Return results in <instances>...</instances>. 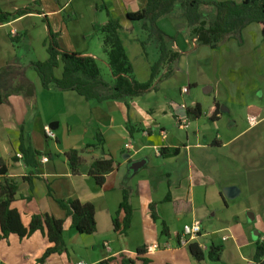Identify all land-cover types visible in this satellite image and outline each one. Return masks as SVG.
<instances>
[{"label": "crops", "instance_id": "1", "mask_svg": "<svg viewBox=\"0 0 264 264\" xmlns=\"http://www.w3.org/2000/svg\"><path fill=\"white\" fill-rule=\"evenodd\" d=\"M146 2L0 0L3 12L32 9L0 23V71L5 73L3 91L8 93L0 104V158L6 162L7 176L18 183L11 206L25 227L34 214L64 219L67 251L52 254L46 264H102L111 258L116 260L109 264H123L122 259L139 264L141 258L147 259V264H256L255 245L264 240V77L250 79L254 83L243 85L237 97L230 85L224 91L217 86L218 78L211 74L216 73L221 60L232 71V60L247 68L264 67V53H259L258 47L244 48L250 39L264 41L258 24L243 29L242 43L230 39L212 49L188 37L173 19L162 18L158 25L176 37L172 50L180 56L158 82L159 90L127 100L96 102L75 91L45 89L32 67L33 62L48 57L45 43L50 25L60 49L102 61L104 78L111 81L102 36L94 26L112 17L123 26L121 39L135 78L148 81L151 63L159 51L156 44L142 47L141 22L127 18L128 13L143 9ZM201 86L213 95L206 105ZM184 87L188 92L182 91ZM214 102L220 104V114L211 121L209 111ZM195 103L201 105L203 113L191 119L182 105L188 108ZM251 117H255L253 124ZM52 123H57L52 127L53 141L45 135V128ZM98 130L105 141V152L90 147L83 156L87 164L99 157L113 158L118 164L103 184L86 171L74 175L65 157L70 150L95 143ZM21 143L42 152L37 158L38 168L26 167L17 157ZM45 156L46 162L42 161ZM137 161L144 163L137 171L129 170ZM226 187H236L239 192L227 198L223 194ZM124 190L133 208L127 233L115 231L113 226L115 217L122 222L125 216L124 210L119 212ZM56 199L92 203L97 231L81 234L73 229L71 217ZM248 212L254 214L251 220ZM195 221L201 224L200 234L187 245H179L183 226ZM190 243L202 249V261L192 256ZM212 244L222 249L218 261L208 258ZM49 246L41 231L24 239L17 234L0 237V264H40ZM138 248L144 250L140 255Z\"/></svg>", "mask_w": 264, "mask_h": 264}, {"label": "trees", "instance_id": "2", "mask_svg": "<svg viewBox=\"0 0 264 264\" xmlns=\"http://www.w3.org/2000/svg\"><path fill=\"white\" fill-rule=\"evenodd\" d=\"M31 8L25 7L15 13L0 10V23H5L15 16H22L31 12ZM173 19L177 26H183L188 37L197 38L200 45L209 46L212 49L219 48L227 40L235 39L242 43V31L251 23L259 25L264 37V0L235 1H204V0H147L143 9L128 13L130 21L141 22V45L144 49L156 44L159 56L151 63V76L146 82H139L134 75L132 63L127 55L121 31L123 26L118 19L109 17L104 23L95 25L94 30L102 36L103 52L107 57L111 81H106L102 68L98 61L90 56H82L78 53L60 49L57 43V34L52 31L50 25L49 39L45 45L48 57L44 61H35L32 67L37 73L43 88L51 87L65 91H75L87 100L104 102L106 100H127L141 96L150 90H158L160 82L169 72V66L179 58V53L172 50L176 41L175 36L164 32L158 25L162 18ZM182 22V24H180ZM15 41V38H12ZM61 68V76L55 75V70ZM167 72L164 73V70ZM4 71H0V104L4 102L8 93L3 91ZM127 104V102H126ZM128 106V104H127ZM209 120L215 121L220 114V104L214 102L209 111ZM202 108L195 103L187 108V114L191 119L202 116ZM251 124L255 117L250 118ZM128 129L132 134L130 124ZM104 138L100 131L96 132V141L86 144L80 150H70L65 154L67 163L74 175L86 171L98 184H103L105 177L118 168L113 158H94L88 164L84 158L87 148L93 147L105 152ZM20 153L24 164L28 168H38L37 158L42 152L30 144L21 143ZM86 168V169H85ZM0 228L1 238H7L10 234H17L21 239L29 237L36 231H41L48 239L50 246L39 259L40 264H46V260L52 254H60L67 251L65 239L64 219L56 218L48 214H34L28 227L21 222V217L11 204L18 191V183L7 176V165L0 158ZM51 196L52 191L49 189ZM67 216L71 217L72 228L81 234H94L97 231L95 219V207L92 203H83L77 199H56ZM124 210L125 216L120 222L118 217L113 219L114 230L127 233L131 226L133 208L129 203L127 190L123 191V199L119 206V212ZM154 211V205L151 206ZM153 218H156L153 215ZM122 223V226H121ZM166 229L163 223L162 231ZM192 256L198 261L204 258V252L196 243L188 245ZM255 262L264 264V240L255 245ZM222 249L212 244L208 250V258L218 261ZM140 255L144 250L137 249ZM116 260L111 258L102 264ZM138 260V258H137ZM147 264V259H139ZM123 264H136L131 259H122Z\"/></svg>", "mask_w": 264, "mask_h": 264}, {"label": "rangeland", "instance_id": "3", "mask_svg": "<svg viewBox=\"0 0 264 264\" xmlns=\"http://www.w3.org/2000/svg\"><path fill=\"white\" fill-rule=\"evenodd\" d=\"M35 4L38 5L37 3H35ZM31 30H30V34H31ZM35 33H36V29H35V32H32V34L35 35ZM251 38H253V37H251ZM254 47L259 48L258 49L259 53H264V41H259V40H255V39H250L249 41H245L244 48L246 51L249 50V48H254ZM35 48H36V45H35ZM221 57H223V54H221ZM248 60L251 61L250 58ZM261 61L264 62V57L261 58ZM98 62L100 64V66L104 67V64L102 63V61L99 60ZM203 63L207 64L208 62L205 61ZM229 65H232V67H234L233 71L229 69V66L226 64V62H224V61L222 62V60H221V63L219 64V61H218V67H217L216 73L212 72L211 75L213 78H215V76H217V78H218L217 79V86H220L221 88H223V91L225 90L226 85H230L231 87H233L235 89L234 94L237 97H239L240 92L243 90L242 89L243 85H246V84L250 85V83H254V82H250V79L254 80L256 75H258V76L260 75V76L264 77V67L261 69H258L257 66L252 67L249 64L250 68H247L244 65L235 64V62L233 60ZM208 66H211V64L208 63ZM55 75L57 77L61 76V68L60 67L55 70ZM240 89H242V90H240ZM158 90H159V88H158ZM217 91H219L218 87H217ZM210 94H211V97H210ZM210 94L205 93L204 87L201 86L200 95L203 98V102H204L203 104L206 105L208 103V101H210V99L213 97L212 93H210ZM185 100L188 101L189 103L193 102L192 98L185 97ZM51 141H53V139ZM136 229L138 230L137 226H136Z\"/></svg>", "mask_w": 264, "mask_h": 264}, {"label": "built area", "instance_id": "4", "mask_svg": "<svg viewBox=\"0 0 264 264\" xmlns=\"http://www.w3.org/2000/svg\"><path fill=\"white\" fill-rule=\"evenodd\" d=\"M194 41H197V38H194ZM182 91L186 93L188 92V88L184 87ZM182 108L184 110L187 109L186 105H182ZM45 135L47 138L55 139L54 130L49 126L45 128ZM17 157L22 158V153L20 152L17 153ZM42 161L46 162L48 161V158L45 156L42 158ZM200 232H201V224L199 221H195L191 224H185L183 226L182 233L179 235L178 244L183 246L187 245L189 243V240L199 235ZM78 264H84V263L79 262Z\"/></svg>", "mask_w": 264, "mask_h": 264}, {"label": "water", "instance_id": "5", "mask_svg": "<svg viewBox=\"0 0 264 264\" xmlns=\"http://www.w3.org/2000/svg\"><path fill=\"white\" fill-rule=\"evenodd\" d=\"M57 123H52L50 125V127L52 128H56ZM52 128V129H53ZM110 158V157H108ZM144 163V161H137L131 164L129 170L131 171H137L141 165ZM239 192V190L236 187H226L223 189V194L227 197V198H233L235 197V193ZM248 219L251 220L252 218H254V214L252 212H248Z\"/></svg>", "mask_w": 264, "mask_h": 264}]
</instances>
